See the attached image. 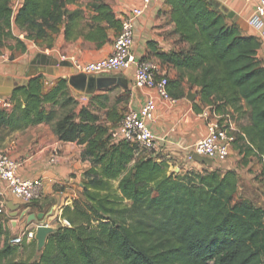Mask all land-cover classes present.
<instances>
[{
  "label": "trees",
  "instance_id": "trees-1",
  "mask_svg": "<svg viewBox=\"0 0 264 264\" xmlns=\"http://www.w3.org/2000/svg\"><path fill=\"white\" fill-rule=\"evenodd\" d=\"M15 1L0 0V46L16 39V53L27 45L13 27L46 48L62 28L66 40L84 36L99 46L109 40V28L117 35L121 30L111 7L98 0L91 4L97 13L91 22H83L81 10H69L63 0H24L16 9ZM165 2L184 46L159 53L160 59L199 87L202 102L213 111L223 114L232 107L243 129L237 139L246 138L248 150L264 162L261 41L243 35L208 0ZM11 100L14 109L0 110V126L17 131L53 123L59 139L83 146L91 165L80 196L62 210L69 224L48 233L36 260L17 258L25 242L11 244L14 234L1 219L0 264H264V209L239 194L237 170L207 166L175 172L170 158L116 138L117 124L106 125L87 107L75 112L77 100L64 78L48 90L43 75L31 77L14 89Z\"/></svg>",
  "mask_w": 264,
  "mask_h": 264
},
{
  "label": "crops",
  "instance_id": "crops-1",
  "mask_svg": "<svg viewBox=\"0 0 264 264\" xmlns=\"http://www.w3.org/2000/svg\"><path fill=\"white\" fill-rule=\"evenodd\" d=\"M23 1H15L14 8H19ZM208 1L215 8L224 12L228 17L229 24L237 25L243 35L257 36V32L247 23L257 5L254 1ZM95 2L97 0H92L86 6H75L73 9L68 7L74 3V0L70 3L62 1V5L71 11L80 9L83 22H91L92 17L97 14L91 6ZM98 2L109 5L115 17L121 22L126 12L140 7L142 4V0H113L112 2L98 0ZM170 13L171 8L165 0H152L151 4L145 8L144 13L135 19L133 52L138 59L151 60L158 64L159 76H166L169 79L168 90L177 96V102L174 104L162 100L157 96L155 90L137 88L134 85L135 73L133 69L114 72L112 75L117 78V82L108 87L96 89L90 96L81 94V90L71 85L69 81L73 74H77L72 65L66 62L64 64V61L55 55H49V51H47V55L51 57L52 64L43 65L40 62H33L39 52L30 47V40L26 38V33L16 27H13V34L24 41L27 46L26 50L17 53L15 58L0 60V95L11 99L14 89L26 84L29 79L27 74L35 71L38 72V75L44 76L45 88L48 90L57 84L59 78H64L67 80L71 95L77 100L75 112L78 113L81 108L87 107L91 113L97 114L106 125L117 124L112 129L113 132L120 123L118 120H121L126 112L140 110L147 97L153 95L156 96L157 105L156 121L150 123L156 136L155 148L150 150L152 154L170 158L171 164L179 171L180 168L184 171L189 169L202 171L207 166L211 167L210 170L217 168L222 172H226L227 169H235V154L222 162L216 160L213 167L189 159L194 144L206 135L207 116L205 111L209 106L202 102L199 87H191L187 77L181 78L173 64L163 62L159 57V53H169L184 46L175 32V23L171 21ZM116 36L115 29L109 28V40L99 46L97 42L90 41L84 36H79L75 40H66L62 28L53 47L47 50H58V52L61 50L72 60L78 59L83 62L97 60L112 53ZM16 42V39L13 38L7 40L8 45H3L7 46L4 49L5 52L12 50L15 53ZM261 43L257 56L264 62V41ZM54 62L55 64H53ZM188 96L194 97L191 99ZM45 106L50 108L51 105L47 103ZM13 109L5 112L10 114ZM55 109L59 111V106L55 105ZM227 112L235 115V111L230 106L227 107ZM0 150L7 151L11 157L21 162L19 175L22 179L39 178L43 181L42 197L29 203L30 205L22 203L7 191L4 183L0 181V190L5 192L8 204L11 202L13 206H18L17 232L27 226V216L30 214L44 213V218L29 224L28 227H33L36 223H45L53 228L62 224V210L64 206L71 204L75 198L80 196L84 171L91 165L82 156L83 146L59 139L54 131L53 123L42 122L17 131H9L7 127L0 126ZM232 153H235V149ZM248 164L250 165V163ZM250 180L244 173H239L238 190L241 196L255 203L258 201L255 197L257 198L259 194L256 193L255 185L254 188L251 187ZM256 205L259 206V203ZM10 212L9 210L3 219L11 230Z\"/></svg>",
  "mask_w": 264,
  "mask_h": 264
},
{
  "label": "built area",
  "instance_id": "built-area-1",
  "mask_svg": "<svg viewBox=\"0 0 264 264\" xmlns=\"http://www.w3.org/2000/svg\"><path fill=\"white\" fill-rule=\"evenodd\" d=\"M250 1H254L257 5L247 23L257 32L258 39L263 42L264 0ZM151 2L152 0H142L140 7L125 13L122 18L120 33L113 42V51L109 56L86 62L80 60L70 62L76 73L85 75L113 74L114 72L133 69L135 73L134 85L137 88L155 90L157 96L162 100L174 104L177 99L173 98L168 91V78L159 76L158 64L155 61L138 59L133 52L135 19L144 13L145 8ZM156 105V96L149 95L140 110H130L123 115L118 127L113 132L114 136L135 143L143 149H154L156 136L150 123L156 121ZM13 107L14 104L10 98L0 95V110L9 112ZM205 115L207 116L206 135L194 144L189 159L193 160L192 154L197 153L214 161H225L231 154L232 146L236 140L235 134L240 133L237 120L233 118L234 115L231 112L219 114L213 111L211 106L205 111ZM21 165V162L11 157L7 151L0 150V181L4 183L5 189L22 203L29 204L42 197L43 181L39 178L22 179L19 175ZM9 210L5 192L0 190V221L8 214ZM61 222L64 225L69 224L66 220H61ZM42 224L48 225L36 223L33 227H28L27 221V226L12 236L11 244L20 245L25 241L35 239L37 228Z\"/></svg>",
  "mask_w": 264,
  "mask_h": 264
},
{
  "label": "rangeland",
  "instance_id": "rangeland-1",
  "mask_svg": "<svg viewBox=\"0 0 264 264\" xmlns=\"http://www.w3.org/2000/svg\"><path fill=\"white\" fill-rule=\"evenodd\" d=\"M67 0H63L65 2ZM92 0H74V3L69 5L68 8L73 9L75 6L78 5H87L88 3H91ZM113 1V0H108ZM15 4V3H14ZM13 44V43H12ZM4 45H8L7 41H5ZM7 46H0V60H6V59H12L15 58L17 53L12 50L11 52L6 51L5 48ZM30 47L33 48L36 52L47 54V51H49V55H55L60 60H68L73 61L71 58L67 57L66 53H63L61 50H47L51 48H46L43 46L37 45L34 41L30 40ZM11 49V48H10ZM3 51V54H2ZM15 54V55H14ZM62 56H65L64 58ZM73 58V57H72ZM78 60V59H75ZM212 118V116H210ZM234 122V121H233ZM240 133H243V129L239 128ZM242 131V132H241ZM236 133V132H235ZM235 138L237 139V135L235 134ZM248 140L246 138L241 139L238 137L237 141H235V144L232 146V151L235 149V153L230 154V157L235 154V170H237L239 173H244L246 175V178L251 179L249 181L252 188L253 186H256V193L259 194V196L255 199L258 200L255 203L261 206L264 209V162L263 160L256 154H254L252 151L248 150ZM251 154H254L253 156H250ZM250 156V157H249ZM250 163V165L248 164ZM250 167V168H249ZM175 172H178L176 168L173 169ZM243 181V179H242ZM247 181V180H246ZM248 182V181H247ZM256 183V184H255ZM243 186H245V183L242 182ZM241 184V186H242ZM246 187V186H245ZM243 191V190H242ZM58 220V219H57ZM33 240H36L35 245L31 243ZM31 241H25V243L19 247L17 251V258H30L32 260H36L40 254V250L38 247V241L37 239H33ZM37 245V246H36Z\"/></svg>",
  "mask_w": 264,
  "mask_h": 264
},
{
  "label": "water",
  "instance_id": "water-1",
  "mask_svg": "<svg viewBox=\"0 0 264 264\" xmlns=\"http://www.w3.org/2000/svg\"><path fill=\"white\" fill-rule=\"evenodd\" d=\"M64 64L65 62L68 63L69 65H72L70 61L63 60ZM33 62H40L43 63V65H49L52 64L51 57L47 54L44 53H39L36 56V60ZM55 64V62L53 63ZM63 64V62H62ZM38 75V72L35 71L33 73L27 74V77H34ZM70 84L73 85L74 87L78 88V90H81V94H86L87 96H90L93 94V92L96 89L108 87L113 83L117 82V78L114 77L111 73H99V74H91V75H85L83 73H77L73 74L70 77ZM120 81V80H119ZM80 96V95H78ZM195 96V95H194ZM192 96V98L194 97ZM191 98V96H188ZM191 98V99H192ZM193 160L203 163L209 166L214 165V160L208 157L201 156L197 153L192 154ZM179 171V169H177ZM8 207L10 209V214L9 216L11 217V231L13 234L17 233V227H18V211L17 208L18 206H13L11 202L8 204ZM24 215V214H23ZM44 218V213H39V214H30L27 216V221L29 224L33 222H38L39 220H42ZM53 231V227L49 225H39L37 228L36 232V239L38 241V247L39 249H42L45 245L46 242V237L48 233Z\"/></svg>",
  "mask_w": 264,
  "mask_h": 264
}]
</instances>
